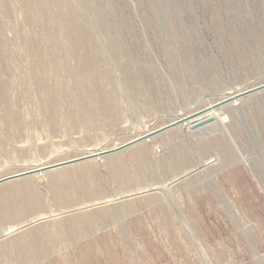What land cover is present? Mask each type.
<instances>
[{"label":"rangeland","instance_id":"374dc122","mask_svg":"<svg viewBox=\"0 0 264 264\" xmlns=\"http://www.w3.org/2000/svg\"><path fill=\"white\" fill-rule=\"evenodd\" d=\"M263 85L264 0H0V264H264Z\"/></svg>","mask_w":264,"mask_h":264},{"label":"water","instance_id":"95a60500","mask_svg":"<svg viewBox=\"0 0 264 264\" xmlns=\"http://www.w3.org/2000/svg\"><path fill=\"white\" fill-rule=\"evenodd\" d=\"M264 89V85L261 86V87H258V88H255V89H251L249 91H245L244 93L241 94V96L243 95H249V94H252L256 91H259V90H262ZM232 100V99H231ZM183 120H181L182 122ZM189 129L190 130H198V129H201V128H204L210 124H213L216 122V117L214 116V114L211 113V111H207L206 110H201L195 114H193L189 120ZM61 164L57 165V166H60ZM26 174H23V175H20V176H11V177H8V178H4V179H1L0 180V184L5 182V181H8V180H11V179H14V178H18V177H21V176H24Z\"/></svg>","mask_w":264,"mask_h":264},{"label":"bare ground","instance_id":"6f19581e","mask_svg":"<svg viewBox=\"0 0 264 264\" xmlns=\"http://www.w3.org/2000/svg\"><path fill=\"white\" fill-rule=\"evenodd\" d=\"M243 90V89H242ZM241 91V90H240ZM240 91H235V92H233V93H231V94H229L227 97H233L234 99H237L238 97H237V94L238 93H240ZM106 107V106H105ZM188 121V120H187ZM187 124H189V122L187 123ZM110 163H111V161H110ZM112 164V163H111ZM35 167V166H34ZM55 177V176H54ZM53 179V178H52ZM55 179V178H54ZM27 181V180H26ZM54 181H57V180H54ZM30 182V181H29ZM27 183V182H26ZM58 183V182H57ZM28 184V183H27ZM25 185V186H28V185ZM55 184H56V182H55ZM23 186V185H22ZM58 186V185H57ZM28 189V188H27ZM22 190H23V188H22ZM29 191H31L30 189H29ZM26 192V191H25ZM28 192V191H27ZM33 194V193H32ZM28 196V195H27ZM33 197V196H32ZM28 201V200H27ZM30 201H31V199H30ZM35 202V201H34ZM30 203V202H29ZM33 203V202H32ZM37 203V202H36ZM35 207H37V206H35ZM34 207V208H35ZM25 208H28V207H25ZM32 208H33V206H32ZM16 209V208H15ZM17 210V209H16ZM14 211V210H13ZM27 211V210H26ZM15 212V211H14ZM15 214V213H14ZM13 214V215H14ZM24 214V213H23ZM39 214V213H38ZM25 215V214H24ZM26 216V215H25ZM14 217V216H13ZM24 217V216H23ZM30 217H32V216H30ZM69 218V217H68ZM72 220V219H71ZM72 223V222H71ZM73 224V223H72ZM38 227V226H37ZM35 228V227H34ZM32 230V233H33V229H31ZM37 233H38V231H37ZM36 234V231H35V233L33 234V235H35ZM32 235V234H31ZM38 236V235H37ZM34 237V236H33ZM41 237V236H40ZM36 238H39V237H36ZM35 237H34V239H36ZM33 239V238H32ZM40 239V238H39ZM33 241H35V240H33ZM39 243V242H38ZM42 243V242H41ZM36 245V244H35ZM43 252V249H42V251H41V253Z\"/></svg>","mask_w":264,"mask_h":264}]
</instances>
